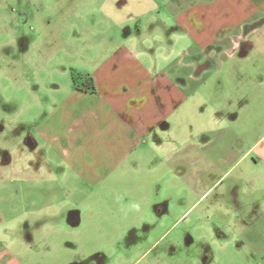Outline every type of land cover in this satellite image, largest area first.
<instances>
[{
  "label": "rangeland",
  "instance_id": "rangeland-1",
  "mask_svg": "<svg viewBox=\"0 0 264 264\" xmlns=\"http://www.w3.org/2000/svg\"><path fill=\"white\" fill-rule=\"evenodd\" d=\"M212 2L0 0V161L16 158L14 184L4 182L0 165V248L21 264L254 262L238 229L245 224L231 223L230 215L249 199L251 160L239 158L252 145L250 121L254 109L264 114V98L252 105L231 74H264V44L256 40L224 58V72L213 64L206 76L198 66L185 77L163 74L184 70L193 55L176 17ZM126 53L148 81L157 79L159 100L175 88V108L160 112L150 138L90 187L65 164L54 171L59 159L26 148L24 139L34 136L32 123L47 114L53 91L83 86L86 74ZM155 56L150 67L146 59ZM28 156L32 180L24 183ZM40 166L46 173L33 174Z\"/></svg>",
  "mask_w": 264,
  "mask_h": 264
},
{
  "label": "crops",
  "instance_id": "crops-1",
  "mask_svg": "<svg viewBox=\"0 0 264 264\" xmlns=\"http://www.w3.org/2000/svg\"><path fill=\"white\" fill-rule=\"evenodd\" d=\"M179 19L186 27L193 55L184 70L172 67L163 74L185 77L198 66V74L206 76L213 64V69L218 67L224 72L225 59L234 57L243 47L251 48L257 41L264 44L260 35L264 33V0H214L187 7L176 17V21ZM240 59L246 61L247 52L240 54ZM146 61L153 67L157 56L147 57ZM234 75L240 78L243 91L250 92L252 105L253 100L264 98V74H231ZM85 78V86L74 83L53 91L56 96L47 114L32 123L34 136L28 134L24 146H38L45 157L49 154L53 160L59 159L54 171L65 164L83 184L94 187L150 138L162 119L160 112H173L178 95L170 87L163 101L159 100L157 79L148 81V71L127 53L113 60L108 58ZM47 108L45 103H39L41 111ZM255 112L254 109L249 127L252 145L239 158L250 157L252 186L248 189L249 199L235 206L237 213L230 215V222L245 224L238 229L245 230L247 245L257 256L252 264H264V114ZM29 158L24 159V183L32 180ZM15 163L16 158L9 156L0 161L7 173L6 184H14ZM43 169L40 166L33 174H45ZM242 206L247 207L245 213H241ZM0 264L21 263L8 248L1 247Z\"/></svg>",
  "mask_w": 264,
  "mask_h": 264
},
{
  "label": "trees",
  "instance_id": "trees-1",
  "mask_svg": "<svg viewBox=\"0 0 264 264\" xmlns=\"http://www.w3.org/2000/svg\"><path fill=\"white\" fill-rule=\"evenodd\" d=\"M84 79H85V81H84V84H83V86H85L86 85V82H87V80H86V78L84 77ZM82 87V86H81Z\"/></svg>",
  "mask_w": 264,
  "mask_h": 264
},
{
  "label": "water",
  "instance_id": "water-1",
  "mask_svg": "<svg viewBox=\"0 0 264 264\" xmlns=\"http://www.w3.org/2000/svg\"><path fill=\"white\" fill-rule=\"evenodd\" d=\"M174 174H177V171H176V173L174 172ZM182 174H183V172H182Z\"/></svg>",
  "mask_w": 264,
  "mask_h": 264
}]
</instances>
